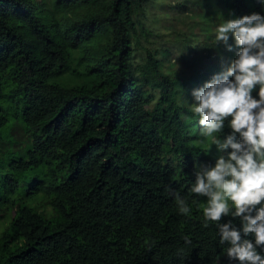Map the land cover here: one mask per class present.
Returning a JSON list of instances; mask_svg holds the SVG:
<instances>
[{
	"label": "trees",
	"instance_id": "1",
	"mask_svg": "<svg viewBox=\"0 0 264 264\" xmlns=\"http://www.w3.org/2000/svg\"><path fill=\"white\" fill-rule=\"evenodd\" d=\"M151 2L0 0V218L12 208L0 264H238L190 192L221 153L146 29ZM210 7L230 19L264 15L261 0ZM13 128L16 159L1 148ZM229 134L226 122L221 138ZM41 193L50 215L32 204Z\"/></svg>",
	"mask_w": 264,
	"mask_h": 264
},
{
	"label": "clouds",
	"instance_id": "2",
	"mask_svg": "<svg viewBox=\"0 0 264 264\" xmlns=\"http://www.w3.org/2000/svg\"><path fill=\"white\" fill-rule=\"evenodd\" d=\"M230 34L239 49L236 58L192 92L201 135L221 154L214 166L196 172L190 192L205 199L204 227L216 225L230 260L264 264V254L258 251L264 249V15L228 19L217 28L216 44L233 51ZM257 88L258 99L252 95ZM226 122L231 134L222 139ZM175 199L180 214L188 216L187 201L179 193ZM228 216L239 218L242 227L232 220L221 223ZM249 236L254 242L245 238ZM184 242L191 244L188 237Z\"/></svg>",
	"mask_w": 264,
	"mask_h": 264
},
{
	"label": "rangeland",
	"instance_id": "3",
	"mask_svg": "<svg viewBox=\"0 0 264 264\" xmlns=\"http://www.w3.org/2000/svg\"><path fill=\"white\" fill-rule=\"evenodd\" d=\"M210 1L214 2V0H152L153 4L148 6L145 16L146 29L150 34L159 36L155 43L159 55L165 60L166 70L170 67L172 75L185 79L184 101L193 109L196 103L192 95L193 90L202 87L217 72L224 71L234 58L225 45L216 44L220 47L214 46L213 51L211 45H208L211 39L216 42L217 28L225 20L230 19L219 7L217 9L210 7ZM173 38L176 42L169 43L168 40ZM230 38H233L231 34ZM203 42H207L204 45L206 50L202 48ZM230 44L235 46V43ZM209 51H212L211 58L203 59ZM191 63H195L193 67L189 66ZM10 133L14 143H2L3 153L8 151L12 153L19 147L17 143L22 139L16 128ZM19 156V153L11 154V158L14 159ZM29 198L26 196V200ZM32 202L38 211L50 215L48 200L42 193L37 194V198ZM11 210V207H2L0 232L10 223Z\"/></svg>",
	"mask_w": 264,
	"mask_h": 264
}]
</instances>
